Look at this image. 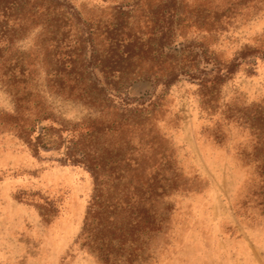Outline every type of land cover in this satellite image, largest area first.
Listing matches in <instances>:
<instances>
[{
    "label": "rangeland",
    "instance_id": "1",
    "mask_svg": "<svg viewBox=\"0 0 264 264\" xmlns=\"http://www.w3.org/2000/svg\"><path fill=\"white\" fill-rule=\"evenodd\" d=\"M31 5L1 54L0 264H100L80 239L93 194L156 196L143 264H264V0H22L17 18ZM177 71L207 81L159 84ZM129 84L150 113L120 109ZM94 124L71 154L103 165L100 192L58 150L60 126Z\"/></svg>",
    "mask_w": 264,
    "mask_h": 264
},
{
    "label": "trees",
    "instance_id": "2",
    "mask_svg": "<svg viewBox=\"0 0 264 264\" xmlns=\"http://www.w3.org/2000/svg\"><path fill=\"white\" fill-rule=\"evenodd\" d=\"M21 2L22 0H0V67H3L5 62L1 54L12 48V46H10V38L13 40L20 32L33 30L38 25L33 16L36 10L34 5L29 7L31 8L30 11L22 20L21 18H17V14L20 11L24 12V7L21 6ZM18 19L21 21H18ZM122 42L123 41L120 40L116 43L114 48L110 51L111 53H108L109 60H112L111 62H118L122 58L120 53L118 56L114 51L117 50V52H119V49L124 47ZM124 52L125 51H123V53ZM181 76L191 81H198L201 85L205 84V81H207L190 72L177 71L166 76L164 81L159 84L164 87L169 86ZM138 81H150L153 85V79L150 77H142ZM131 86L132 84H129L128 87L125 88V96L114 95L112 97L117 99V104H120V109L126 116L135 114L136 111L147 112L149 107L152 106L151 104L148 107H143V102L135 103L133 100H130L131 91L127 90ZM26 92L30 94L28 88ZM139 96H143V94ZM16 105L17 109L21 112L16 113L15 117L22 118L23 124L18 122L13 116L12 120H15L14 123L17 124L16 129L20 130L22 137L25 139V142H27L32 152L38 155L40 153V148L44 147L42 132L39 131V133L35 135V138L33 137V134L36 132L35 128L32 127L34 125H27L24 117V112L28 109L23 106L21 100L18 98L16 99ZM147 113L150 112L148 111ZM125 122L126 120L117 123L116 128L120 129L126 127ZM132 126L133 125H127V128L130 129ZM60 127V132H66V134H68L65 140L62 138L60 143L61 147L59 146L58 149L63 151V160L85 167L93 177L95 192H100V187L106 185L104 181L108 183L113 182L110 181L111 179L103 180V178H101V174L104 172L103 165L89 162V160L86 159V157H88L87 153L80 152L77 158L71 154L72 145L76 144L73 141L78 138H83L84 135L91 137V132L100 130L102 126L94 124L93 126L82 125V127H76V125L72 127ZM43 130L44 129H42V131ZM83 131L85 132L83 133ZM262 168H264V166ZM113 188L117 189V186H112L111 189ZM156 200L157 198L154 195L151 198H147L136 194H93L80 235V239H82L83 242L82 245L88 248L100 264H143L150 257L148 250L153 236L161 231V221L157 220L160 211L154 212L151 209V212L150 209H148L152 202L153 205L157 202ZM156 205H158V203H156Z\"/></svg>",
    "mask_w": 264,
    "mask_h": 264
}]
</instances>
